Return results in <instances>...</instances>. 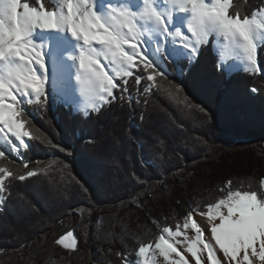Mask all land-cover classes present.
<instances>
[{
    "label": "snow or ice",
    "instance_id": "obj_1",
    "mask_svg": "<svg viewBox=\"0 0 264 264\" xmlns=\"http://www.w3.org/2000/svg\"><path fill=\"white\" fill-rule=\"evenodd\" d=\"M248 3L0 0V161L11 163L9 154L23 160L22 152L30 150L29 141L36 139L26 127L25 116L30 115L26 105L50 108V98L91 119L118 101L133 105L134 85L137 93L147 96L159 89L188 112L198 110L210 116L207 108L191 102L183 83L185 72H191L202 51L211 49L216 70L225 77L243 71L264 78V65L258 63V50L264 52V0L250 12L246 10ZM166 61L174 65L181 83L169 79ZM181 61H187V68ZM250 91L256 93L258 89ZM134 103L138 105L141 100ZM143 103L148 100L145 98ZM196 139L205 143L203 138ZM160 144L166 150L163 140ZM52 147L73 154L59 145ZM28 163L23 160V174L0 164V207L5 193L11 194L13 180L23 182L48 174L56 166L53 161L36 170L29 169ZM142 163L152 166L146 160ZM64 167L70 165L65 163ZM67 175L82 191H88L71 171ZM219 192L222 195L208 203L206 210L199 203L195 207L190 204L181 214L183 223L178 221L175 229L154 221L159 230L155 239L139 243L136 259L125 251L115 252L119 264H159L157 254L166 264H190L183 253L190 254L195 264H264V177L257 189L251 182L248 190L234 188L229 180ZM131 199L136 203L139 196ZM76 211L83 216L92 209L81 207ZM197 215L207 217L208 227L197 222ZM188 229L194 235L189 236ZM208 232L210 237L205 236ZM54 244L68 253L79 251L72 230L55 238ZM217 250L222 257H218ZM45 264L59 262L50 256Z\"/></svg>",
    "mask_w": 264,
    "mask_h": 264
},
{
    "label": "trees",
    "instance_id": "obj_2",
    "mask_svg": "<svg viewBox=\"0 0 264 264\" xmlns=\"http://www.w3.org/2000/svg\"><path fill=\"white\" fill-rule=\"evenodd\" d=\"M261 3L249 0L246 10ZM215 59L211 49H205L183 76L191 102L207 108L210 116L188 112L159 89L147 96L137 93L134 85L133 105L118 101L91 119L62 102L56 109L26 105V127L36 137L29 141L31 149L23 151L28 168L44 169L53 161L56 166L48 174L13 180L11 194L5 193L0 264H45L50 256L59 264H119L115 252L136 259L139 243L155 239L159 230L154 221L175 229L190 204L206 210L222 195L219 188L226 181L244 190L251 182L257 189L264 177V78L243 71L225 77L216 70ZM258 62L264 65L259 50ZM165 63L169 79L181 83L174 65ZM181 64L187 68V61ZM252 88L258 91L252 93ZM136 99L141 103L136 105ZM11 160L0 164L18 174L26 171L19 159ZM145 160L152 166L142 163ZM69 171L87 192L71 180ZM137 195L140 207L131 199ZM81 207L92 211L81 216L76 211ZM69 230L78 239V252L54 244Z\"/></svg>",
    "mask_w": 264,
    "mask_h": 264
},
{
    "label": "bare ground",
    "instance_id": "obj_3",
    "mask_svg": "<svg viewBox=\"0 0 264 264\" xmlns=\"http://www.w3.org/2000/svg\"><path fill=\"white\" fill-rule=\"evenodd\" d=\"M73 83H75V82L73 81ZM195 219H196L197 222H198L199 224H201L203 227H205V228L208 227V225H207V217H206V216H200V215H197V216L195 217ZM187 232H188V235H189V236L194 235V233L192 232L191 229H188ZM205 236H206V237H210V232L205 233ZM180 239L183 240V237H181ZM213 243H214V242H213ZM180 250L183 252V249H182V248H181ZM183 254H184V255L186 256V258L190 261V264H195V261L191 258L190 254H188V253H183ZM217 255H218V257H222V253H220L219 251L217 252ZM157 258H158L159 264H166V262L163 261V258H162V257H159L158 254H157ZM206 258H207V254L205 253V259H206Z\"/></svg>",
    "mask_w": 264,
    "mask_h": 264
},
{
    "label": "rangeland",
    "instance_id": "obj_4",
    "mask_svg": "<svg viewBox=\"0 0 264 264\" xmlns=\"http://www.w3.org/2000/svg\"><path fill=\"white\" fill-rule=\"evenodd\" d=\"M56 102H61V101H59V100H57V99H55V98H50V103L51 104H55ZM27 139V138H26ZM11 155H13V156H15L14 154H11ZM22 155H23V152H22ZM16 157V156H15ZM21 162H23V160H25V158H24V156H23V160H21L19 157H17ZM219 250H217V252H218Z\"/></svg>",
    "mask_w": 264,
    "mask_h": 264
},
{
    "label": "water",
    "instance_id": "obj_5",
    "mask_svg": "<svg viewBox=\"0 0 264 264\" xmlns=\"http://www.w3.org/2000/svg\"><path fill=\"white\" fill-rule=\"evenodd\" d=\"M54 107H55V105H54ZM11 157H12V158H16V157H15V156H13V155H11Z\"/></svg>",
    "mask_w": 264,
    "mask_h": 264
}]
</instances>
